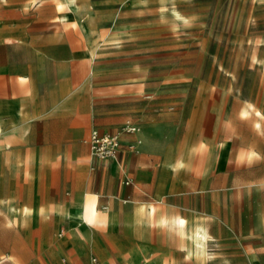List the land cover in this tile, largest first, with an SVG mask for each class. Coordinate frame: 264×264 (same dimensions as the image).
<instances>
[{"label": "rangeland", "instance_id": "1", "mask_svg": "<svg viewBox=\"0 0 264 264\" xmlns=\"http://www.w3.org/2000/svg\"><path fill=\"white\" fill-rule=\"evenodd\" d=\"M64 13L69 16L62 18ZM1 39L22 41L39 57L30 64L41 73L30 78L36 93L49 100L65 87L78 96L80 121L72 127L76 138L61 149L52 142L32 154L91 160L84 178L81 171L67 173L71 166L61 164L42 174L30 172L28 181L1 168L0 264H92L94 257L106 264L93 244L94 224L64 213L82 207L90 193L101 195L100 210L111 202L118 210H105L111 217L107 231L114 249L110 246L107 255L112 264H149L153 259L167 264H264V160H207L220 141L233 137L264 152V0H0ZM129 86L150 102L151 108L136 112L146 127L131 121L103 128L106 120L92 116V103L120 98ZM103 103L109 108L124 105L109 99ZM56 123L46 125L54 128ZM248 126L262 127V132ZM130 127L137 131L127 132ZM94 128L121 133L117 160L92 154L87 140ZM155 130L163 155L176 164L174 170L169 163L164 166L161 182L168 198L158 192L159 214H183L207 227L199 262L186 253L187 240L179 234L172 244L164 228L151 226L148 245H143L131 226L137 239L133 246L128 226L116 223L141 202L154 200L155 180L138 185L134 193L120 192L135 182L124 152L137 156L132 158L135 168L160 167L150 160L149 135ZM136 140L142 141L137 150L131 148ZM110 166L111 172L120 173L112 175L106 170ZM71 169L78 170L77 165ZM23 193L30 211L24 214L16 204L10 224V202ZM75 240L82 251L75 249ZM144 247L154 248L150 259Z\"/></svg>", "mask_w": 264, "mask_h": 264}, {"label": "crops", "instance_id": "2", "mask_svg": "<svg viewBox=\"0 0 264 264\" xmlns=\"http://www.w3.org/2000/svg\"><path fill=\"white\" fill-rule=\"evenodd\" d=\"M24 50L28 53L26 57L16 55L17 52ZM38 60L39 57L36 56L30 46L25 45L24 42L7 39L0 40V121H2L7 130L12 129L13 132L17 133V135L8 140L0 137V171L1 168H3L10 176L20 175L24 180L28 181L30 178V172L32 175L37 173L42 174L43 172L51 170L55 164L71 167L77 165L78 170H73L69 167L66 169V172L78 175L81 171V178H84L87 174L88 163L91 160L89 157L82 158L81 161L78 162L77 160H73L69 155L66 156V159L61 157L56 158V156H54L53 160H51L50 157H45L42 153L37 154L36 156L32 154V151L35 149L43 151L46 149L47 144L52 142H55V144L51 146L57 149H61L62 144L72 142L78 133L77 130L72 127L76 124V122L80 121L78 117L80 108L78 104V96L72 89L64 87L58 94H53L49 100H46L43 95L35 92V85L31 82L30 78L35 80L41 75V73L38 69L31 67L30 64L37 62ZM125 89L127 94H124V96L120 98H98L96 101H99V106L92 103V116L102 115L106 120L101 123L103 128L109 127L114 129L117 125H123L126 122L131 121L146 127V121L137 119L136 112L146 111L151 108L149 100L145 98L144 93H140L133 86L125 87ZM108 99L109 101H123L124 105L123 107L109 108L105 106V103H103V105L101 104V101ZM18 108H21V113L17 114L16 111ZM48 121H55L59 124L56 123V127L53 128L46 125V122ZM248 127H254L259 133L262 132V127L261 129L256 126ZM95 129L99 130L98 128H94L93 130ZM99 131L102 132L101 130ZM146 132L147 131L145 130V135ZM158 132V130H155L151 135H149V150L150 160H154L155 163L159 162L160 167L151 169V171L135 168L133 160H136L137 156L132 157L131 154H126L124 152L123 159H127V167L134 172L135 182L132 187L122 188L120 192L123 195L131 192L134 193L138 185H142L148 180H155L156 185L153 191L154 200L147 202L154 204L160 203L159 200H157L158 192H162L163 200L168 198V195L164 193L161 176L167 170L164 166L173 160L169 155H163V152L161 151V135ZM136 141H134V143ZM6 142L10 144L9 147L5 146ZM243 144L245 143L235 140L234 137L232 139H224L219 142L217 147H215L213 156L207 158V160H217L218 162L219 160H227V163L229 160H264L263 151L255 149L251 146H243ZM51 146L49 145L48 147ZM138 160L140 159L138 158ZM186 160L182 161L180 166L184 167ZM35 165L38 167L35 168ZM168 167L174 170L176 168V164L169 163ZM110 168L111 166L106 170L110 171ZM110 173L112 175H117L120 173V170L115 173L110 171ZM130 184V181H125V185ZM91 194L99 195L97 202V208L99 209L101 195L99 193ZM25 197L26 195L23 193L20 200L18 198H14L10 204L16 203L20 204L19 206H22L26 200ZM147 203L141 202L134 208L129 217H118L116 221L117 225H120V227L126 228L128 226L131 231L129 239L133 242V246L137 239L134 237L131 230L132 225L133 228L138 230L140 237L139 240L143 245H148V229L151 226L163 228L161 225L156 226L154 221L148 220L144 215L142 204ZM108 207H112V202ZM108 207L106 208L108 209ZM105 210H100L101 216L99 221L94 223L91 229H93V231H95V235H97L93 237V244L99 247L100 254L104 257L106 264H112L111 258L107 255V250L110 249V246L112 247L110 242L113 243V236H111L107 231L110 225L111 217L110 213ZM115 211L118 212V210ZM168 215L171 220L169 227L167 228V234L169 235L170 242H172V244L174 243L173 239L175 236L179 234L182 238L187 240L186 245L190 246L193 240V230L197 226H203L206 229L207 238L209 237L207 227L198 219L193 221L192 219L184 217L183 214L176 215L173 213ZM182 219L186 221L185 225L181 223ZM81 226L82 224L79 225V227ZM97 231H99V233ZM60 235L62 236V234ZM126 237L128 236L126 235ZM74 244L76 250L82 251L81 244H79L76 240L74 241ZM102 244L104 245V248ZM133 246L131 249L132 251H134ZM153 249L149 248L146 250L145 257L150 259V253ZM184 250L189 255L186 247H184ZM122 254L126 256L129 261H132V258L128 255V253L122 252ZM122 260L125 262V259ZM3 261H1V263ZM152 261L157 262L163 260L153 259ZM164 262L167 263L166 261Z\"/></svg>", "mask_w": 264, "mask_h": 264}, {"label": "bare ground", "instance_id": "3", "mask_svg": "<svg viewBox=\"0 0 264 264\" xmlns=\"http://www.w3.org/2000/svg\"><path fill=\"white\" fill-rule=\"evenodd\" d=\"M68 16H69V13H64L62 15V18H66ZM16 113L17 114L21 113V108H18ZM10 132L12 134H10ZM15 135H17L16 132H13L12 129L7 130L4 126V124L2 123V121H0V137H3L4 139L8 140L11 137H14ZM9 145L10 144L8 142L5 143L6 147H9ZM98 198H99L98 194H91L90 193L84 198L82 207L70 209L69 211H64V213H65V215L67 214L70 217L74 216V217H76L82 221H87V222H90L91 224H94V223L99 221V218L101 216V211L97 208ZM18 209L19 208H17L16 203L9 205V213L12 215V217L11 216H8V217L5 216L7 218V219L6 218L5 219H6V221H8V223H10V224L14 223V217H15ZM142 209L144 210V215L146 216V218L148 220L154 221L156 226L161 225L167 232V228L169 227L171 218L168 214H162V215L159 214L158 204H154V203L142 204ZM21 211L24 214L28 215V212L30 211V207L23 204L21 206ZM181 223L185 225L186 221L184 219H182ZM74 237H75V235H74ZM192 237H193L192 244L190 246L184 245V247H186L188 249V253L191 254L196 259L197 262H199L203 258L204 253H205V245H206V241H207L206 229L203 226H197L193 230V236ZM146 250H148L147 247L142 248V251L146 252ZM161 263L167 264L164 261H157V262L152 261L149 264H161ZM15 264H17V263H15Z\"/></svg>", "mask_w": 264, "mask_h": 264}, {"label": "built area", "instance_id": "4", "mask_svg": "<svg viewBox=\"0 0 264 264\" xmlns=\"http://www.w3.org/2000/svg\"><path fill=\"white\" fill-rule=\"evenodd\" d=\"M127 132L134 133L137 131L136 127H130L126 130ZM91 149L92 154L101 160H112L118 158L121 149V133H108L100 132L95 129L91 132L89 139L87 140ZM142 143L141 140H137L131 145V148L137 150L139 145ZM68 264V263H66ZM92 264H100L96 257L92 258Z\"/></svg>", "mask_w": 264, "mask_h": 264}]
</instances>
